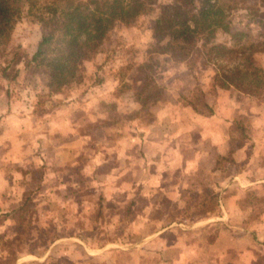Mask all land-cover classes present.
<instances>
[{
    "label": "rangeland",
    "instance_id": "374dc122",
    "mask_svg": "<svg viewBox=\"0 0 264 264\" xmlns=\"http://www.w3.org/2000/svg\"><path fill=\"white\" fill-rule=\"evenodd\" d=\"M172 1L152 0L129 24L116 23L94 57L82 63L81 80L56 94L49 92L44 66L30 62L41 25L26 11L15 23L9 43L0 47V264H178L181 245H190L188 251L199 248L223 264H246V257H260L264 264V182L256 190L230 186L222 200L230 213L199 228L193 225L202 218L200 209L219 213L221 207L214 199L204 203L196 193L212 198L215 189H182L183 200L196 204L187 209L164 194L177 175L164 167H147L142 135L160 120L164 106L172 107L166 109L182 121L185 113L179 107L191 105L198 118L190 122L188 139L196 142V149L203 145L199 130L206 128L202 122L209 115L203 101L217 110V118H231L229 152L215 156L220 178L247 166V159L242 163L235 155L242 139L237 122L249 125L252 140L263 126L255 128L249 111L256 106L255 113L264 118V89L253 94L250 81L223 87L242 107L231 106L225 113L220 100L213 103L214 97L225 95L214 83L217 64L203 40L186 61L157 55L156 81L163 93L143 106L135 101L145 74L150 23L159 6ZM228 1L234 6L231 23L208 43L239 52L250 43L262 47L264 4ZM252 57L264 71V50ZM258 174H264L263 162L254 171ZM195 179L186 177L185 184ZM209 241L218 242L210 248Z\"/></svg>",
    "mask_w": 264,
    "mask_h": 264
},
{
    "label": "trees",
    "instance_id": "16d2710c",
    "mask_svg": "<svg viewBox=\"0 0 264 264\" xmlns=\"http://www.w3.org/2000/svg\"><path fill=\"white\" fill-rule=\"evenodd\" d=\"M258 1L264 4V0ZM228 2L174 0L159 6L157 16L150 23L151 41L142 65L145 74L134 92L135 101L143 106L163 93V87L156 81L160 66L157 55L168 54L175 60L186 61L201 40L207 42L203 46L212 53L211 59L209 55L208 59L217 64L213 77L215 85L223 88L250 81L254 86L253 94L258 89H264V71L252 57L259 50H264V43L262 47L260 43H250L247 50L242 52L224 44L208 43L218 30L226 29L231 23L234 6L230 8ZM151 3L152 0H0V47L9 43L15 23L26 11L42 28L41 38L30 62L44 66L51 94L62 93L81 80L79 70L82 63L94 57L110 29L116 23L129 24L139 14L146 12ZM235 34L244 35L242 32ZM222 61L234 65L225 67ZM220 69H224L223 74L219 73ZM203 105L208 114L213 113L211 106L204 101ZM193 107L198 110L196 105ZM236 126L242 133V139L236 145L240 147L250 139L249 125L237 122ZM196 194L204 203L211 199L216 201L212 194V198L206 193ZM189 200H185L187 209L196 205H188ZM213 211L200 209L198 213Z\"/></svg>",
    "mask_w": 264,
    "mask_h": 264
},
{
    "label": "crops",
    "instance_id": "0c3cea01",
    "mask_svg": "<svg viewBox=\"0 0 264 264\" xmlns=\"http://www.w3.org/2000/svg\"><path fill=\"white\" fill-rule=\"evenodd\" d=\"M179 67L180 69H183L184 65H179ZM218 90L221 92L222 96H225L222 98L214 97L213 103L220 100V103L227 107L225 113L226 111H231V106L234 110H236L235 107H242L240 104H234V101L229 98L231 95L230 90L229 94L227 93L228 95L224 93L227 91L226 88ZM177 104H179V102H177ZM162 106H164V104ZM175 106L178 107V105ZM166 108L170 109L172 107L164 106L163 112L162 109H160V120L145 129L142 135L141 143L143 144V150L146 151L148 162L147 167L153 169L164 167L170 169L177 175V178L175 177L173 183H171L169 190L164 191V194L170 199L173 198L175 201L179 200V204L182 206L185 204V201L183 200L184 198L181 195L182 189L191 188L193 186L194 190H198L199 187L202 186L203 188L205 185V187H212L215 189V192L212 193V195L215 197L217 205L221 207V212L199 214L202 218L198 219L197 223L193 226L202 228L208 224L210 225V223L214 221L221 220L220 217L230 213V207L228 206L229 209L226 210L224 201H222L225 199L224 195L230 186L237 185L236 189L242 191H246L248 188L250 190H256V185L264 182V174L262 176L259 174L254 176V171L260 168L262 162L264 163V124H262L264 123V118L263 115L260 117L255 113L256 106L250 108L249 113L253 117L255 128V124H257L258 127L260 124L263 126H260L261 129L257 127L258 130L255 136H253V140L251 137L249 139V145L245 144V141L242 146L235 148V155L238 157L239 162L243 163L244 160L247 159V166L239 167L237 170L229 172L225 177L220 178L218 176L219 173L215 156L216 154L225 155V153L229 152L228 143L231 118L230 120L223 119V117L222 119L217 118V116H221L215 113L217 110H214L213 113L207 115V118L202 122L203 125L206 124V128L199 130L201 136L200 140L203 145L199 149H196L194 144L196 142L193 143L188 139L191 132L190 122L192 121V118H194L193 116L198 118V115L191 113V105L181 104L179 107L182 109L181 113H185V120L182 119V121H178V119L174 117L175 113L168 112V109ZM240 111L241 110L239 109L238 113ZM169 120L172 121V123H169ZM175 122H177V126H174ZM180 135L185 136V139L188 140L183 143L182 141L185 139H180ZM183 145L186 146L187 149H185ZM187 150L188 152L186 155L183 154V152ZM241 157L243 159H240ZM191 176L196 177V179L191 183L185 184L186 177ZM221 201L222 203H220ZM239 210L243 211L242 207H240ZM223 233L224 230L220 231V237ZM209 242L210 245L208 246L211 248L218 241ZM231 243L234 246L235 241H232ZM181 246L183 252L175 261L178 264H223V259L218 260L217 258H211L212 256H205L203 255L205 253H203L202 250H199V248L198 251H195V249L188 251L190 245ZM253 246L255 247V245ZM230 247L231 245H229V242H226L225 248ZM259 259L260 257L258 259L254 257L250 260V258L246 257V264H261Z\"/></svg>",
    "mask_w": 264,
    "mask_h": 264
}]
</instances>
